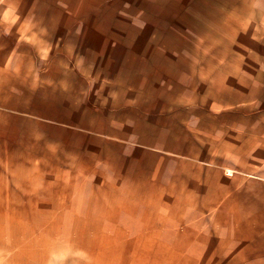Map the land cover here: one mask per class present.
Returning <instances> with one entry per match:
<instances>
[{
    "label": "rangeland",
    "instance_id": "obj_1",
    "mask_svg": "<svg viewBox=\"0 0 264 264\" xmlns=\"http://www.w3.org/2000/svg\"><path fill=\"white\" fill-rule=\"evenodd\" d=\"M246 9L92 1L77 32L19 49L23 73L0 79V264H170L197 243L207 226L182 198L244 151L239 122L259 136L260 96L240 89L264 68Z\"/></svg>",
    "mask_w": 264,
    "mask_h": 264
},
{
    "label": "crops",
    "instance_id": "obj_2",
    "mask_svg": "<svg viewBox=\"0 0 264 264\" xmlns=\"http://www.w3.org/2000/svg\"><path fill=\"white\" fill-rule=\"evenodd\" d=\"M92 1L98 2L101 8L115 0H0V79L14 78L5 77L6 74L18 76L23 73L20 48H43L46 41L55 39L56 33L77 32L81 28L77 17L92 16L91 10L88 14L84 11ZM245 1L246 13L251 17L247 22H252L253 30L262 35L264 50V0ZM46 2L52 9L46 10ZM46 17L52 20L46 23ZM101 31L109 32V26L101 27ZM58 40L61 41L59 37ZM29 41L37 44L29 45ZM262 55L261 64L264 66V52ZM248 82H252V77ZM253 88L254 85L248 83L240 89L249 93L246 97L260 96L259 136H251L253 131H249L253 130L252 118L239 122L246 131L244 151L229 148L228 157L212 170L211 189L189 186L193 190L188 193L195 195L188 197L189 202L182 198L181 209L192 210L191 214L196 215L195 223L207 226V231L196 234L197 243L182 246L179 254L166 250L165 256L180 257L170 264H264V68L254 94ZM237 123L229 121V128ZM232 135L229 133V140L233 139ZM152 144L156 145L155 138H152ZM205 189L212 192L211 198L204 195ZM186 191V188L182 190ZM154 207L169 209L172 206ZM155 233L152 230V240H158ZM157 251L153 249L152 256Z\"/></svg>",
    "mask_w": 264,
    "mask_h": 264
}]
</instances>
